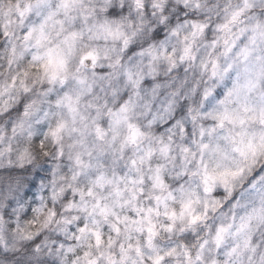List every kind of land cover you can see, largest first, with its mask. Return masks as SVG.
<instances>
[{
  "label": "clouds",
  "instance_id": "1",
  "mask_svg": "<svg viewBox=\"0 0 264 264\" xmlns=\"http://www.w3.org/2000/svg\"><path fill=\"white\" fill-rule=\"evenodd\" d=\"M0 264H264V0H0Z\"/></svg>",
  "mask_w": 264,
  "mask_h": 264
}]
</instances>
